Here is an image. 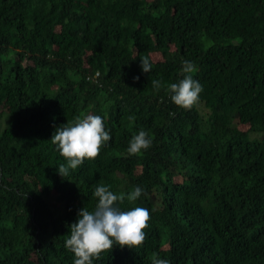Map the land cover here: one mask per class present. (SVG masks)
Masks as SVG:
<instances>
[{
    "label": "trees",
    "instance_id": "16d2710c",
    "mask_svg": "<svg viewBox=\"0 0 264 264\" xmlns=\"http://www.w3.org/2000/svg\"><path fill=\"white\" fill-rule=\"evenodd\" d=\"M185 60L191 110L167 89ZM88 114L112 139L61 177L52 136ZM2 119L0 264H74L69 226L99 184L144 189L118 207L151 219L142 248L93 264H264V0H0ZM140 130L152 146L129 155Z\"/></svg>",
    "mask_w": 264,
    "mask_h": 264
},
{
    "label": "clouds",
    "instance_id": "9594fccd",
    "mask_svg": "<svg viewBox=\"0 0 264 264\" xmlns=\"http://www.w3.org/2000/svg\"><path fill=\"white\" fill-rule=\"evenodd\" d=\"M141 68L150 73L152 64L147 57H142ZM183 73L186 75L178 83L167 86L171 101L181 109L191 110L199 103L203 91L201 84L193 78L198 71L194 63L183 61ZM138 79V77L136 78ZM152 86L159 90L163 85L152 81ZM134 120V116L129 117ZM112 139L105 130L104 121L99 115L77 116L72 123L58 127L51 139L59 154L65 158L66 165L57 169L61 177L69 175V170H76L87 161H95L101 150ZM152 146L149 134L140 130L129 142V155H139ZM144 189L137 186L130 193L115 194L108 186L99 184L93 193L97 204L93 211L83 207L78 212V219L69 226L70 234L65 240V248L74 254V264H93L100 260L102 253L112 252L114 245L121 249L142 248L146 240L145 230L149 227L150 212L144 207L121 210L118 204L127 201L135 202L142 196ZM152 264H169L166 259L159 258L155 253Z\"/></svg>",
    "mask_w": 264,
    "mask_h": 264
},
{
    "label": "rangeland",
    "instance_id": "374dc122",
    "mask_svg": "<svg viewBox=\"0 0 264 264\" xmlns=\"http://www.w3.org/2000/svg\"><path fill=\"white\" fill-rule=\"evenodd\" d=\"M4 124H5V121L3 119L0 120V129L4 126ZM256 136H257L256 134H251V135H249V139H255ZM50 202H51L50 204L52 207L58 206V204L56 202H54L53 199H50Z\"/></svg>",
    "mask_w": 264,
    "mask_h": 264
}]
</instances>
